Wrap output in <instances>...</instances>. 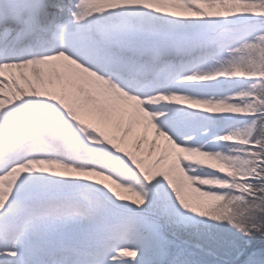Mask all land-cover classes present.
I'll use <instances>...</instances> for the list:
<instances>
[{"label":"snow or ice","instance_id":"snow-or-ice-1","mask_svg":"<svg viewBox=\"0 0 264 264\" xmlns=\"http://www.w3.org/2000/svg\"><path fill=\"white\" fill-rule=\"evenodd\" d=\"M0 264H264V0H0Z\"/></svg>","mask_w":264,"mask_h":264}]
</instances>
